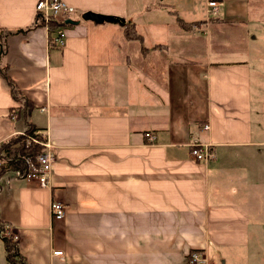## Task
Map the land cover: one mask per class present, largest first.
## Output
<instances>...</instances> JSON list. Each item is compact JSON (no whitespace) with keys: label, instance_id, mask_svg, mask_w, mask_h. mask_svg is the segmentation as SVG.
I'll list each match as a JSON object with an SVG mask.
<instances>
[{"label":"crops","instance_id":"crops-1","mask_svg":"<svg viewBox=\"0 0 264 264\" xmlns=\"http://www.w3.org/2000/svg\"><path fill=\"white\" fill-rule=\"evenodd\" d=\"M63 1L75 12L58 18L59 48L38 22L39 0H0V146L34 127L56 156L47 187L0 174V227L18 237L15 264H189L194 252L248 264L251 219L229 190L240 170L234 180L191 146L209 144L218 157L259 149L252 70L229 58L244 50L247 28L257 33L264 0H217L218 15L209 0ZM162 11L176 14L170 42L157 39ZM86 12L120 23L85 21ZM177 18L206 23L186 31ZM129 24L142 41L127 36ZM55 202L67 209L61 221Z\"/></svg>","mask_w":264,"mask_h":264},{"label":"rangeland","instance_id":"rangeland-1","mask_svg":"<svg viewBox=\"0 0 264 264\" xmlns=\"http://www.w3.org/2000/svg\"><path fill=\"white\" fill-rule=\"evenodd\" d=\"M162 12L164 27H162L157 39H168L170 42L179 35L177 31H171L170 27L175 22V16H172L168 11ZM204 23L206 22H196L189 25L192 26V30L193 27ZM251 30L252 28H247L244 35L240 37L244 40V44L241 45L244 50L239 49L232 54L233 56L229 55V57L232 56L229 61L246 60L250 64L252 70L254 139L260 142L259 149L256 147L249 150L244 147L230 149L221 153L219 157L216 154L215 159L209 161V164L219 161V168L224 170L227 175L232 173L233 176L229 177L234 180H236L235 177L240 170L239 174L243 177L242 181L236 180V184L231 185L229 190L234 189L233 194L237 196L235 201L246 210L251 219L248 264H264V19L259 27L254 28L256 34L252 33ZM234 45V42L229 43V48ZM39 136L42 139L38 142L44 147L45 134ZM255 149L256 151H254Z\"/></svg>","mask_w":264,"mask_h":264},{"label":"built area","instance_id":"built-area-1","mask_svg":"<svg viewBox=\"0 0 264 264\" xmlns=\"http://www.w3.org/2000/svg\"><path fill=\"white\" fill-rule=\"evenodd\" d=\"M209 9H211L214 15H218L223 8V3L217 0H209L207 2ZM38 22L43 25L56 24V29H54L53 36L50 37V44L54 47H63L65 45V30L63 26H61L58 22V18L63 15H71L75 12L74 8L69 7L63 0H39L36 6ZM210 124L204 125V130H210ZM43 133L37 132L36 135H40ZM148 138L153 141L154 136L148 135ZM44 149L45 152L39 157L38 163L39 167H36L30 161L29 163V172L28 174L22 178V180L34 179L37 180L41 185L47 187L50 182L52 169L56 164V156L53 153L52 146L48 139V136H44ZM39 140L36 138L30 139L28 144L31 142H38ZM191 155L199 162L209 163L215 159V151L213 147L209 144H199L195 143L191 146ZM67 209L66 207L60 203L55 202L51 206V216L53 220L61 221L66 216ZM4 237L9 240L17 241L18 237L15 234L13 228L11 226H6L3 232ZM57 256H62L63 253L61 251H57L54 253ZM189 264H213L209 259H207L202 254L195 252L190 256Z\"/></svg>","mask_w":264,"mask_h":264},{"label":"trees","instance_id":"trees-1","mask_svg":"<svg viewBox=\"0 0 264 264\" xmlns=\"http://www.w3.org/2000/svg\"><path fill=\"white\" fill-rule=\"evenodd\" d=\"M176 16V14H173ZM177 23L179 26L186 30H191L192 26L188 23L183 22L181 19L177 18ZM38 24V23H37ZM36 24V25H37ZM42 24V23H41ZM43 25V24H42ZM66 25V24H64ZM62 26V25H61ZM56 24H51V29H56ZM0 32V36L2 35ZM9 33V32H8ZM127 36L136 41H142L143 37L138 34L135 24H129L126 26ZM52 35V32H51ZM4 34L3 37H5ZM3 39V38H2ZM0 37V43L2 42ZM2 45V44H1ZM6 76V73L4 72ZM12 88V95L15 100L22 101L20 97L21 93L15 88V86L10 82ZM38 130L34 127H31L24 134L16 135L6 141L0 146V174L3 173H15L18 174L20 178H24L29 172V163L30 161L36 167H39L38 159L45 152L43 146L39 142H31L28 144L29 140L36 138L41 140V136L36 135ZM214 150V149H213ZM1 231L4 232V227H0ZM5 249L7 252V262L8 264L21 263V255L18 250V247L12 240L4 237ZM195 253V252H194Z\"/></svg>","mask_w":264,"mask_h":264},{"label":"water","instance_id":"water-1","mask_svg":"<svg viewBox=\"0 0 264 264\" xmlns=\"http://www.w3.org/2000/svg\"><path fill=\"white\" fill-rule=\"evenodd\" d=\"M82 19L85 21H92L94 23L97 24H102L104 22H113V23H120V21L116 18L113 17H107V16H102V15H98L92 12H86L83 16ZM67 24H75L77 22L73 21V20H68L66 22Z\"/></svg>","mask_w":264,"mask_h":264}]
</instances>
